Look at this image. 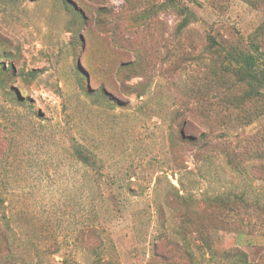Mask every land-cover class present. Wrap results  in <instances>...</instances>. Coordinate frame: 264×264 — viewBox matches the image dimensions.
<instances>
[{
  "label": "rangeland",
  "instance_id": "obj_1",
  "mask_svg": "<svg viewBox=\"0 0 264 264\" xmlns=\"http://www.w3.org/2000/svg\"><path fill=\"white\" fill-rule=\"evenodd\" d=\"M252 43L264 0H0V264H264Z\"/></svg>",
  "mask_w": 264,
  "mask_h": 264
},
{
  "label": "trees",
  "instance_id": "obj_2",
  "mask_svg": "<svg viewBox=\"0 0 264 264\" xmlns=\"http://www.w3.org/2000/svg\"><path fill=\"white\" fill-rule=\"evenodd\" d=\"M166 1H173V0H166ZM185 17L180 25L181 28L187 26L189 22L191 21V18H195L193 13L188 10H184ZM252 48H255V45L252 43ZM227 57L235 63L239 68V76L240 81L243 83H246L248 87L250 88V92L252 96H258L261 97L264 95L262 93L263 86H264V69L260 68L261 63L263 61L262 54L259 52L257 48L251 53V52H233V51H226ZM76 153L81 161L84 163L88 162V155L85 154L82 147H77ZM4 202L0 200V206H2ZM4 220V224L3 221ZM9 221L7 218V215H4L3 217L0 216V243L1 241L6 247V250L8 252V248L10 246L7 232L10 229L9 227ZM2 225L5 227L3 229ZM1 247V246H0ZM1 251V250H0ZM246 264H249L248 262Z\"/></svg>",
  "mask_w": 264,
  "mask_h": 264
}]
</instances>
